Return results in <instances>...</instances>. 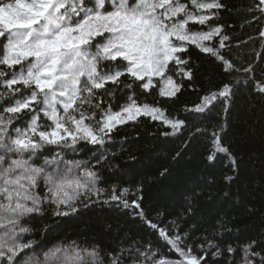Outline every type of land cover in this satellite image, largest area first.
<instances>
[{
	"label": "snow or ice",
	"instance_id": "6c2138e0",
	"mask_svg": "<svg viewBox=\"0 0 264 264\" xmlns=\"http://www.w3.org/2000/svg\"><path fill=\"white\" fill-rule=\"evenodd\" d=\"M226 10L222 0H0V89H4L0 91V264H173L156 260L158 251L150 245L142 251L137 242L111 252L99 245L62 242L36 255L40 242H24L27 234H34L24 224L41 214L45 202L61 217L79 214L80 204L140 208L137 200L129 204L125 198L128 188L117 195L115 185L110 191L97 186L104 183L96 170L102 151L88 160L67 156L75 155L82 144L103 147L119 126L140 117L160 121L175 134L188 119L206 118V110L211 112L216 102H223L227 112L234 95L230 82L185 109L202 116L184 119L170 118L157 103L138 102L144 93H137L157 87L159 97L171 99L182 93L184 80L191 81L194 75L190 57L184 58L191 47L210 55L226 72H240L222 54L230 37L215 20ZM251 11L264 18V0H256ZM259 39L264 40V30ZM214 40L218 44L207 43ZM249 73L255 80L254 66L243 68V75ZM122 79L131 81L123 88L133 95L125 94L126 102L114 110L109 101ZM256 87L264 96V76ZM212 144L215 152L209 162L215 161L216 153L226 154L238 172L237 158L215 132ZM105 194L108 199L102 200ZM134 218L158 230L182 258L176 264H206L209 252L213 259L222 255L219 245L210 241L199 246L202 255L193 254L194 246L184 243L190 233L183 239L170 237L142 211ZM240 251L242 264H264V238L251 240ZM227 252L234 257L236 249L229 245Z\"/></svg>",
	"mask_w": 264,
	"mask_h": 264
},
{
	"label": "trees",
	"instance_id": "16d2710c",
	"mask_svg": "<svg viewBox=\"0 0 264 264\" xmlns=\"http://www.w3.org/2000/svg\"><path fill=\"white\" fill-rule=\"evenodd\" d=\"M222 3L227 10L217 14L215 23L224 25L223 34L230 37L222 54L240 72H226L210 55L191 47L184 58L190 57L194 75L191 81L184 80L182 93L171 99L159 97L158 87L138 89L137 93H144L138 102L157 103L170 118L184 119L186 115L202 116L186 113L185 109L193 108L203 95L230 82L234 95L227 112L223 102H216L211 112L206 110V118L188 119L186 127L175 134L160 121L140 117L119 126L103 147L82 144L67 159L88 160L102 151L103 159L96 170L104 183L97 186L110 191L115 185L117 195L128 188L125 198L129 204L137 200L140 208L125 210L104 203L85 208L80 204L79 214L61 217L54 215L53 206L45 202L41 214L24 224L34 233L27 234L24 242H40L36 255L62 242L77 241L82 247L99 245L109 252L137 242L142 251L149 245L153 252L158 251L156 260L167 259L176 264L180 256L159 236L158 230L134 218L140 211L170 237L181 235L183 239L184 233H190L184 243L194 246L193 254L202 255L198 248L207 246L209 241L219 245L221 257L213 259L209 252L206 264H232L233 260L242 264L240 249L251 240L264 238V96L256 87L264 76V40L259 39L264 18H260L259 11H251L256 8V0ZM207 43L212 46L218 40ZM249 65L255 67V80L249 79L251 73L242 74ZM124 83L131 81L122 79L120 88L113 90L109 103L116 106L114 110L126 102L125 94L133 95L123 88ZM213 132L222 137V146L231 148L239 163L238 172L226 154L216 153L215 161L209 162V155L215 152ZM44 155L50 158L51 152ZM95 163L93 159L92 164ZM101 199L107 200L108 194ZM229 245L236 249L234 257L227 252Z\"/></svg>",
	"mask_w": 264,
	"mask_h": 264
},
{
	"label": "rangeland",
	"instance_id": "374dc122",
	"mask_svg": "<svg viewBox=\"0 0 264 264\" xmlns=\"http://www.w3.org/2000/svg\"><path fill=\"white\" fill-rule=\"evenodd\" d=\"M182 258L180 257V259L179 260H181Z\"/></svg>",
	"mask_w": 264,
	"mask_h": 264
}]
</instances>
